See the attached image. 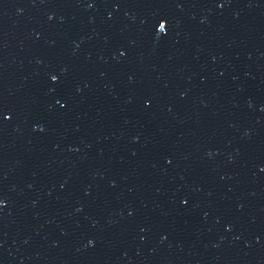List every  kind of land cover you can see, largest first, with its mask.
<instances>
[{
	"label": "water",
	"instance_id": "1",
	"mask_svg": "<svg viewBox=\"0 0 264 264\" xmlns=\"http://www.w3.org/2000/svg\"><path fill=\"white\" fill-rule=\"evenodd\" d=\"M0 264H264V0H0Z\"/></svg>",
	"mask_w": 264,
	"mask_h": 264
},
{
	"label": "snow or ice",
	"instance_id": "2",
	"mask_svg": "<svg viewBox=\"0 0 264 264\" xmlns=\"http://www.w3.org/2000/svg\"><path fill=\"white\" fill-rule=\"evenodd\" d=\"M161 27H163V25H161Z\"/></svg>",
	"mask_w": 264,
	"mask_h": 264
}]
</instances>
